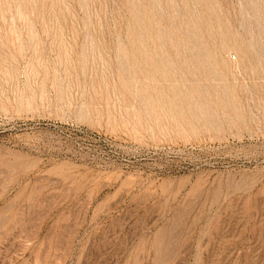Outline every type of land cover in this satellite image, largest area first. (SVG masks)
<instances>
[{"label":"rangeland","instance_id":"1","mask_svg":"<svg viewBox=\"0 0 264 264\" xmlns=\"http://www.w3.org/2000/svg\"><path fill=\"white\" fill-rule=\"evenodd\" d=\"M0 264H264V0H0Z\"/></svg>","mask_w":264,"mask_h":264},{"label":"bare ground","instance_id":"2","mask_svg":"<svg viewBox=\"0 0 264 264\" xmlns=\"http://www.w3.org/2000/svg\"><path fill=\"white\" fill-rule=\"evenodd\" d=\"M235 63V62H234Z\"/></svg>","mask_w":264,"mask_h":264}]
</instances>
